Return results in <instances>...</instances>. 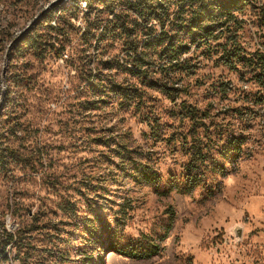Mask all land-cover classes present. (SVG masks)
<instances>
[{"label": "rangeland", "instance_id": "rangeland-1", "mask_svg": "<svg viewBox=\"0 0 264 264\" xmlns=\"http://www.w3.org/2000/svg\"><path fill=\"white\" fill-rule=\"evenodd\" d=\"M135 2L0 0V264H264V0L206 42L172 0L169 64Z\"/></svg>", "mask_w": 264, "mask_h": 264}, {"label": "trees", "instance_id": "trees-1", "mask_svg": "<svg viewBox=\"0 0 264 264\" xmlns=\"http://www.w3.org/2000/svg\"><path fill=\"white\" fill-rule=\"evenodd\" d=\"M85 5H90L91 0H83ZM190 4L197 3V7L193 10L191 21L189 23V34H192L196 41L204 40L206 42L209 38L216 40L223 32V27L228 28L232 21L236 18V13L242 12L250 0H188ZM172 0H136L132 5L133 14L136 18L132 20L137 27H140V33L148 36L155 34L152 27L160 26V33L155 36H149V42H154L155 45L161 46V57H168V64L173 60H178L181 55L188 51V47L181 41V37L176 34H170L164 30L165 22L169 20V9ZM182 2V0H177ZM174 3V4H177ZM178 6L177 12L173 17L177 18L180 11L181 3ZM173 14V13H172ZM164 17V19H163ZM184 19L181 23L184 24ZM150 23V24H149ZM148 24L150 26H148ZM125 28V27H124ZM134 30V29H132ZM216 30H220L217 35H214ZM151 31V32H150ZM146 41V40H145ZM145 41H143L145 43ZM199 44V43H198ZM136 53V52H135ZM144 51L133 57H144ZM135 60L137 58H134ZM264 60V58H263ZM178 64V62H177ZM173 68L174 65H171ZM139 73L143 72L141 65H136ZM175 72L168 71L165 75L166 81L156 79L151 85L160 88L170 101H175L178 89L168 82L173 78ZM174 217L173 211L169 210V222L166 226L165 233L160 237L165 238L168 230L172 226V219ZM13 235L7 233V239L12 240ZM116 252L131 258H148L159 251V244L152 240H148L145 246L139 247H115Z\"/></svg>", "mask_w": 264, "mask_h": 264}, {"label": "water", "instance_id": "water-1", "mask_svg": "<svg viewBox=\"0 0 264 264\" xmlns=\"http://www.w3.org/2000/svg\"><path fill=\"white\" fill-rule=\"evenodd\" d=\"M46 10V9H45ZM44 12V10L41 12V14ZM16 39V38H15ZM238 236H240V231L236 233Z\"/></svg>", "mask_w": 264, "mask_h": 264}, {"label": "built area", "instance_id": "built-area-1", "mask_svg": "<svg viewBox=\"0 0 264 264\" xmlns=\"http://www.w3.org/2000/svg\"><path fill=\"white\" fill-rule=\"evenodd\" d=\"M83 5H85V3H83Z\"/></svg>", "mask_w": 264, "mask_h": 264}]
</instances>
